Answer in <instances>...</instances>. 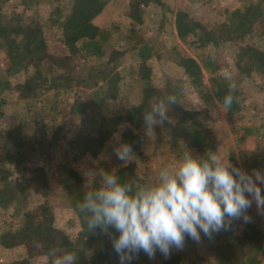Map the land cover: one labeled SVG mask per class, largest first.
Here are the masks:
<instances>
[{"label":"trees","instance_id":"trees-1","mask_svg":"<svg viewBox=\"0 0 264 264\" xmlns=\"http://www.w3.org/2000/svg\"><path fill=\"white\" fill-rule=\"evenodd\" d=\"M70 1L67 13L58 21L62 43L66 49L61 54L48 53L41 26L36 20L25 21L18 16L0 18V41H7L8 57L16 61L13 66L17 64V70L31 69V73L17 86L21 93L31 96L65 90L72 94L68 113L79 114L84 118L96 117L93 133L84 125H80L70 136L66 135L62 124L54 126L49 135L24 134L16 124L6 127L2 137L13 151H7L3 160L12 164L17 172L27 171L29 175L24 178H12L11 169L3 166L0 159V208L12 206L13 215H20L29 190L36 193L40 201L34 207L23 211L22 222L17 228L0 232V244H24L29 252L37 251L45 256L47 264L46 254L51 248L77 252L76 264H119L110 238L99 229L95 232L87 231L85 216L77 208V204L83 201L85 192L95 187H90L88 181L85 186L86 181L76 177L71 169L64 167V172L71 174L73 178L64 185L62 193L74 211L80 227L77 239L72 241L65 232L55 226L46 169L44 165L35 164L40 158L48 161L58 149L72 154V159L85 155L96 156L105 141L124 123L128 124V129L123 133L124 142L143 156L142 142L149 138L144 136L143 111L149 107L153 97L163 98L168 94L175 95L181 102L170 105L168 115L172 123L165 122L162 126L155 127L154 143L166 138L170 154L174 155L176 160H179L185 146L194 155L202 156L208 150L216 151V144L205 120L210 119V111L214 106L213 97H217L223 105L224 96L228 92V81L219 73L222 65L215 50L221 42H236L252 34L254 24L264 21V0L234 12L233 16L239 17L237 21H225L212 26L192 18L184 10H178L175 13L176 35L180 41L198 50V59L182 52L178 65L186 79H168L160 87L144 83L138 103L128 106L123 114L118 115L98 114L95 108L103 100L118 97L121 81L118 67L128 55L137 62L135 67L138 76L145 80L150 78L149 60L156 54L154 42L144 39L142 34L133 28L128 45H109L110 39L107 38L106 32L94 22L107 1ZM150 3L164 6L161 0H130L129 17L140 24L142 8ZM260 34L264 37V25ZM237 47L234 64L238 72L248 77L253 74L264 75V51H259L252 44H238ZM106 48L108 55L102 59ZM11 68L9 65L7 69ZM205 73L207 83L203 81ZM185 82L198 94L199 100L206 107L201 121L198 119L201 113L199 109L187 108L182 103ZM4 83L5 79L1 78L0 92L5 89ZM234 95L238 99L233 101L231 109L226 112L230 119L241 109L238 91ZM251 129L247 127L246 133L252 132ZM244 164L248 168L255 167L259 160L253 157L246 159ZM113 173L121 182L144 180L135 161L121 165ZM113 234L118 235L114 230ZM34 240L43 247L35 248ZM210 240L217 264H261L264 236L255 223L234 221L230 230L214 234ZM143 255L145 254L140 252L130 264H134L135 258ZM14 264H28V261H16ZM162 264L181 263L178 256H171Z\"/></svg>","mask_w":264,"mask_h":264},{"label":"rangeland","instance_id":"rangeland-1","mask_svg":"<svg viewBox=\"0 0 264 264\" xmlns=\"http://www.w3.org/2000/svg\"><path fill=\"white\" fill-rule=\"evenodd\" d=\"M103 11L95 18V24L107 34L109 45H128L131 30L139 31L143 38L154 42L156 54L149 60L151 74L148 80L141 79L137 72L136 60L127 56L118 67L121 75L119 95L114 99L101 101L95 108L98 114H123L125 109L138 103L142 95V87L148 82L154 86H162L168 79H186L178 59L182 52L197 58L194 47H189L179 40L175 29V13L178 10L186 11L192 18L208 26L221 22H233L239 19L234 12L241 11L251 4H259V0H161L164 6L150 3L142 8V22L135 23L128 15L130 0H106ZM70 0H0V18L18 16L29 21L36 20L42 29V34L47 43L48 53L51 55L65 52L62 43L61 30L58 26L70 6ZM263 22L255 23L252 34L246 35L236 42H221L216 48L218 61L222 65L219 73L225 78L230 74L236 81L241 109L230 119L224 111L222 101L213 97L214 106L210 111V119H206V126L216 144V151L223 156H228L237 167L251 172L253 169L264 170V75L253 74L245 76L240 74L234 64V56L238 44H252L259 51H264V37L260 34ZM7 41H0V79H5V89L0 92V159L3 166L11 169L12 178H24L29 172H17L12 164L4 161L7 151H13L9 143L2 137L4 130L10 124L20 126L24 134L49 135L56 125H64L66 135L70 136L80 125H84L92 133L96 128L95 116L84 118L82 115L68 113L72 101V94L65 90L48 91L43 94L24 96L18 84L22 83L31 73V69H19L15 60L8 57L6 52ZM111 48V46H109ZM106 48L105 59L108 55ZM198 59V58H197ZM92 63V61H90ZM11 65V69H7ZM203 81L207 83V75ZM183 105L187 108L200 110L199 121L204 117L205 106L199 100L198 94L185 82L183 88ZM212 96V93H211ZM212 112V113H211ZM217 117V119H215ZM204 123V121H203ZM252 128L246 133V128ZM128 129V124H122L119 129L109 137L96 156L85 155L72 159V154L58 149L48 161L39 159L36 163L44 165L47 173L48 187L51 193V203L55 215V226L65 232L72 241L78 237L79 223L67 199L63 195L64 185L73 176L64 172V167L71 169L76 177L88 181L90 187L100 186V177L89 176V172H114L124 165L113 152V147L125 143L123 133ZM166 138L154 143L148 138L142 142L141 156L133 149L137 158V169L147 180L155 178L160 168L176 166L178 160L170 154L166 145ZM257 158L259 164L248 168L244 161ZM264 189V186H262ZM40 197L29 190V195L24 199L23 210L20 215H13L14 207L0 208V232L17 228L23 219V211L34 207ZM251 217L250 223H255L264 236V213L258 212L255 203L248 209ZM211 240L201 233V241L194 242L186 238L183 250L173 249L171 256H178L181 264H217L215 254L211 249ZM26 260L28 264H47V258L39 252H29L24 244L5 246L0 244V264H14L16 261ZM164 256L157 251L155 258L150 259L146 254L135 258L134 264H162ZM264 264V255L261 257Z\"/></svg>","mask_w":264,"mask_h":264},{"label":"clouds","instance_id":"clouds-1","mask_svg":"<svg viewBox=\"0 0 264 264\" xmlns=\"http://www.w3.org/2000/svg\"><path fill=\"white\" fill-rule=\"evenodd\" d=\"M225 79L227 112L238 99L234 95L238 85L230 74ZM178 102L172 94L152 98L143 111L145 137L155 139V127L173 122L168 112ZM113 152L124 164L137 158L128 143L117 144ZM97 175L100 186L86 191L77 208L85 216L87 231L99 229L110 238L119 264H130L140 252L154 259L159 251L167 259L173 249L183 250L186 238L199 243L201 233L212 239L230 230L234 221L249 223L253 202L264 213V170L248 172L218 151L194 155L185 146L176 166H164L147 180L121 182L112 171L89 172L91 177ZM33 246L43 247L35 240ZM46 255L48 264H76L78 259L77 252L61 248H51Z\"/></svg>","mask_w":264,"mask_h":264}]
</instances>
